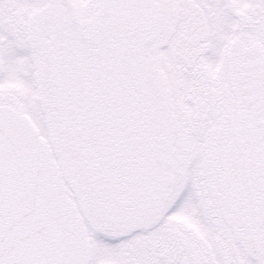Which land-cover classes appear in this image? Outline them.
<instances>
[{"label":"snow or ice","instance_id":"1","mask_svg":"<svg viewBox=\"0 0 264 264\" xmlns=\"http://www.w3.org/2000/svg\"><path fill=\"white\" fill-rule=\"evenodd\" d=\"M0 264H264V0H0Z\"/></svg>","mask_w":264,"mask_h":264}]
</instances>
